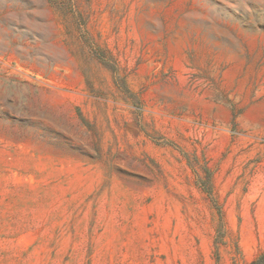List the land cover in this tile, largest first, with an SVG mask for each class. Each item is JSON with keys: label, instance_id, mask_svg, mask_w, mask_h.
I'll use <instances>...</instances> for the list:
<instances>
[{"label": "rangeland", "instance_id": "374dc122", "mask_svg": "<svg viewBox=\"0 0 264 264\" xmlns=\"http://www.w3.org/2000/svg\"><path fill=\"white\" fill-rule=\"evenodd\" d=\"M256 259L264 0H0V264Z\"/></svg>", "mask_w": 264, "mask_h": 264}, {"label": "trees", "instance_id": "16d2710c", "mask_svg": "<svg viewBox=\"0 0 264 264\" xmlns=\"http://www.w3.org/2000/svg\"><path fill=\"white\" fill-rule=\"evenodd\" d=\"M261 257H262V256H261ZM258 261H259V259H256V260L251 261V263H249V264H257Z\"/></svg>", "mask_w": 264, "mask_h": 264}]
</instances>
